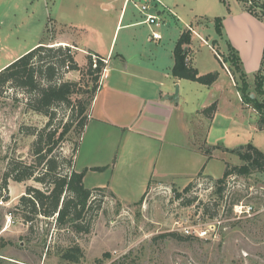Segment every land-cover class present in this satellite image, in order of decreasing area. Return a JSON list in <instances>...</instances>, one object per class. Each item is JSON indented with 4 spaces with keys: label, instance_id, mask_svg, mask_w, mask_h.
Masks as SVG:
<instances>
[{
    "label": "rangeland",
    "instance_id": "374dc122",
    "mask_svg": "<svg viewBox=\"0 0 264 264\" xmlns=\"http://www.w3.org/2000/svg\"><path fill=\"white\" fill-rule=\"evenodd\" d=\"M102 1L113 2L0 0V42L3 41L6 47H17L18 53L36 41L52 44L55 43L54 40L68 38L81 44L88 37L95 43L97 39L92 28H96L104 32L102 48H107L109 35L113 32L123 0H114L115 8L109 10L100 7ZM195 6H206L209 20L196 21L197 28L193 29L199 38L193 39L191 60L186 59V62L193 67L195 63L200 67L202 64L210 66L213 63L211 42L213 39L218 41L220 48H214V54H217V49L220 59L216 58L221 62L224 55L228 60L225 66L221 64L218 67L228 70L235 88L242 90L243 102H239L236 90L228 78H222L214 124L220 130L219 133L225 135L231 149H239L232 151L233 157L228 158L231 163L236 164L233 166H240L243 163L239 161L236 152L243 151L248 144L264 154V128L258 127L259 116L255 112V104L264 106V92L255 83L254 88H250L247 77H241L238 58L228 51L233 46L224 34V27L221 35H218L220 29L213 20L214 17L222 18L230 12L234 13L241 6L245 10L251 7L249 9L260 17L257 19L264 23V0H196ZM134 11L129 5L124 12L132 15ZM190 16L187 7L183 8L181 21L172 22V28L165 25L157 31L167 43L184 27V22ZM74 27L85 30L89 28V32H82ZM147 27L145 24L138 26L137 34L145 37L148 34ZM229 27L237 34L236 40L241 45L245 41L251 42L253 34L258 30L255 23L246 17L235 20ZM193 29L186 27L184 31L188 30L190 35H194ZM126 33L124 28L117 32L114 39L116 50L123 44ZM162 47L165 48L162 54L167 56L168 50L164 45ZM243 47L245 52L250 51L248 45ZM234 51L241 60L238 51ZM14 54L0 58V65ZM77 59L83 63L86 57L78 54ZM258 76L260 80L263 79L264 64ZM81 77L76 72H70L65 75V81L79 82L81 79V85L85 89L92 79L87 75ZM248 95H253V102L249 101ZM80 99L85 101L87 97L84 94L72 96L74 103ZM259 113L264 119V108ZM69 114L70 110L66 107H58V119L65 121ZM210 114V110L205 113L207 116ZM46 120L26 109L21 94L7 93L0 96V185L8 159L16 157L26 163L32 159L30 150L33 138L20 134L19 127L25 125L41 128ZM79 140L78 131L72 130L63 147L64 154L70 156ZM215 182L205 176L194 178L184 186L166 181H151L145 192L136 196L133 202H122L107 191L92 233L78 241L85 254L84 260L78 264H264V172L233 176L221 184ZM190 184V190L183 192ZM27 186L40 188L32 181H8L6 191L0 190L3 196L9 198L8 202L2 201L0 204V264H73L62 261L55 253L56 248L68 244L71 237L69 233H57L52 221L42 218L33 222L34 231L29 233V225L23 224L19 215L10 214L18 201L14 197L21 196ZM175 192L181 194L179 199ZM192 198L196 199L194 204L187 207L181 205ZM205 210L214 214V218L204 215ZM212 225L215 226V235L210 234L205 238L183 232L185 228L206 229ZM104 253H108L109 257L102 258ZM96 259L102 261L96 263Z\"/></svg>",
    "mask_w": 264,
    "mask_h": 264
},
{
    "label": "crops",
    "instance_id": "0c3cea01",
    "mask_svg": "<svg viewBox=\"0 0 264 264\" xmlns=\"http://www.w3.org/2000/svg\"><path fill=\"white\" fill-rule=\"evenodd\" d=\"M195 2L196 0H156L162 27L166 25L172 28V22L181 21L183 8L187 7L191 14L184 22V27L167 43L163 37L156 42L150 41L152 29L149 27L145 37L139 36L137 27L142 25V19H139L141 16L136 10L132 15L126 14L123 1L113 32L109 35L107 48H102L104 32L96 28H92L97 39L95 43L88 37L81 44L68 38L54 40L55 43L72 48L80 67L86 64V60L79 62L78 54L86 57L88 52H92L106 60L105 75L89 106L88 121L81 134L74 161V170L83 173L82 182L85 188H105L122 202H133L136 196L145 192L151 181H166L176 186H184L202 168L204 175L219 179L226 164L236 165L231 163L228 157H233L232 151L239 149L232 150L230 143L225 140V135L220 134V130L216 128V110L211 118L204 113L210 105H217L222 78L227 77L235 88L228 70L222 66L220 70L218 67L221 64L214 54V49H211L214 59L212 58L213 63L210 66L202 64L200 67L195 63L194 67L199 75L217 72L218 79L212 85L206 86L171 76L174 64L173 49L181 33L186 27L197 28L195 23L199 19L209 20L206 16L207 7L195 6ZM113 3L114 0L102 1L100 7L104 10L113 9ZM252 16L240 6L234 13L230 12L222 17L224 34L240 55L241 69L250 88H254V75L261 68L264 56V23ZM244 17L258 27L251 42L244 43L250 47V51L246 52L244 45L237 42V34L229 27L230 23L233 24L235 20ZM122 28L127 33L123 44L116 50L114 39ZM74 29L89 32V28ZM194 32L196 35L191 33V43L185 48L187 59L190 60L192 41L199 36ZM40 43L44 42L36 41L18 53L17 47H6L3 41L0 42V58L15 53L0 65V71ZM163 45L168 50L167 56L162 54L165 49ZM217 47L220 48L218 41ZM235 90L242 104L241 96L236 88ZM258 127L263 129L259 123ZM206 149H209V157L206 155ZM95 168L103 170L95 171Z\"/></svg>",
    "mask_w": 264,
    "mask_h": 264
},
{
    "label": "trees",
    "instance_id": "16d2710c",
    "mask_svg": "<svg viewBox=\"0 0 264 264\" xmlns=\"http://www.w3.org/2000/svg\"><path fill=\"white\" fill-rule=\"evenodd\" d=\"M249 8L251 9V7ZM249 8L246 11L260 19ZM213 22L220 29V34L218 32L217 34L221 35L222 18L215 17ZM190 43L191 35L186 30L181 33L173 49L174 64L171 68V76L175 79H184L210 86L218 79V73L209 72L199 75L193 66L187 65L188 53L185 48ZM211 43L213 49L217 47L216 40ZM228 51L236 55L241 69L240 59L234 49L229 48ZM216 53L218 55L217 49ZM92 56L96 58L95 67ZM101 59L103 58L97 54L88 52L86 64L80 67L70 46H60L59 43H40L0 71V96L7 95V93L21 94L24 97L27 110L47 119L41 128L25 125L19 127L20 134L33 138L30 150L32 159L29 163L16 157L8 159L1 178L0 190L6 191L8 181L15 183L32 181L40 186V188L25 187L24 193L18 197L10 214L19 215L22 223L29 225V233L34 231L33 222L40 218L51 220L53 229L57 233H69L71 237L68 244L55 250L59 258L66 263L78 264L84 260V250L78 241L87 238L92 233L102 208L104 194L107 193L105 188H85L82 182L83 173L74 170V161L80 140L74 145L70 156L63 152L68 134L75 129L78 131L80 139L88 121V109L94 99L99 78L106 65ZM227 61L223 55L220 64L225 65ZM263 64L264 56L261 68L254 75V83L264 92V76L262 80L258 76ZM70 72H77L82 77L84 75L91 76V84L84 89L81 79L79 82L65 81V75ZM241 77L244 79L246 77L242 69ZM237 91L242 100V90L237 88ZM74 94H84L87 99L85 101L80 99L74 103L72 102ZM248 98L250 102H253L250 95ZM60 106L70 110L65 121L57 117V109ZM255 108L260 126L264 128V119L259 113V110L264 106L255 104ZM209 110L211 114L208 117L211 118L216 110V105L212 104L204 110V113ZM205 152L209 157V149ZM236 155L243 164L240 166L226 164L222 177L214 179L215 183H224L225 180L233 176L242 177L264 172V154L257 148L248 144L243 151H237ZM93 170L101 171L103 169L95 168ZM202 176L209 180L213 179L203 174V168L194 178ZM190 187L191 184L185 187L183 192H188ZM1 191L0 199L8 202V196H3ZM110 195L114 196L112 193ZM175 195L178 199L181 196L177 192ZM195 201L196 199L192 198L181 205L187 207L194 204ZM204 215L210 219L214 218V214H209L208 210H205ZM104 257L108 258L109 254L104 253L102 258ZM101 261L102 259L95 260L96 263Z\"/></svg>",
    "mask_w": 264,
    "mask_h": 264
},
{
    "label": "built area",
    "instance_id": "2783aa9c",
    "mask_svg": "<svg viewBox=\"0 0 264 264\" xmlns=\"http://www.w3.org/2000/svg\"><path fill=\"white\" fill-rule=\"evenodd\" d=\"M129 5H131L141 16V24L147 25L150 29H152V32L150 34V41H159L161 40V35L158 33L157 29L163 26L162 18L159 15L157 11V3L156 0H123V10H125ZM156 30V31H154ZM216 55V54H215ZM217 58L220 59L218 55H216ZM93 58V66L95 67L96 58L95 56H92ZM106 64V60L101 59ZM104 71L101 74V78L99 80L101 81L104 78ZM100 85V84H99ZM0 204H2V200H0ZM251 210V208L249 209ZM248 210V211H249ZM193 227H190V229L185 228L183 232L186 235H195L200 238H205L208 235H212L215 233V226H209L206 227V229H201L200 227L198 229H195ZM193 230V232H192ZM215 235V234H214Z\"/></svg>",
    "mask_w": 264,
    "mask_h": 264
},
{
    "label": "water",
    "instance_id": "95a60500",
    "mask_svg": "<svg viewBox=\"0 0 264 264\" xmlns=\"http://www.w3.org/2000/svg\"><path fill=\"white\" fill-rule=\"evenodd\" d=\"M60 46H63V45L60 44ZM250 98H253V95H250Z\"/></svg>",
    "mask_w": 264,
    "mask_h": 264
}]
</instances>
